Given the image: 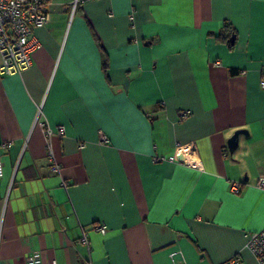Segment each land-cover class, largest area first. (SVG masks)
<instances>
[{"label": "crops", "instance_id": "0c3cea01", "mask_svg": "<svg viewBox=\"0 0 264 264\" xmlns=\"http://www.w3.org/2000/svg\"><path fill=\"white\" fill-rule=\"evenodd\" d=\"M50 10L33 64L0 72V143L12 141L0 149V264L37 250L59 264H259L248 240L264 228V0ZM43 122L66 132L48 137ZM179 145L199 163L154 160Z\"/></svg>", "mask_w": 264, "mask_h": 264}, {"label": "built area", "instance_id": "2783aa9c", "mask_svg": "<svg viewBox=\"0 0 264 264\" xmlns=\"http://www.w3.org/2000/svg\"><path fill=\"white\" fill-rule=\"evenodd\" d=\"M53 0H0V72L2 74H12L21 72L33 64V53L40 45V40L34 32V28L44 26L51 18V3ZM75 3L74 8H76ZM134 11L131 14L132 22L135 21ZM264 86V81H262ZM192 113L191 109H181L179 116L186 119ZM44 131L48 137L55 133L64 134L65 125L50 126L42 123ZM103 141L107 137L103 135ZM12 145V141L0 143V149L7 151ZM49 155L54 159L53 169L61 171V165L57 162L50 142L48 143ZM155 161L184 162L189 165L199 163L196 151L192 148H185L179 145L176 152L171 155H157ZM4 165L0 155V179L4 176ZM64 185L67 183L64 182ZM259 186L264 187V175L259 178ZM232 189L236 192L241 189V182L233 181ZM94 229L102 233L108 232L105 223L95 224ZM81 242L89 243L87 231L80 239ZM248 247L256 256L259 264H264V228L252 233L249 236ZM241 256L235 254L232 257L217 264H241ZM27 264H59L57 259L47 260L42 251H32L27 256Z\"/></svg>", "mask_w": 264, "mask_h": 264}, {"label": "water", "instance_id": "95a60500", "mask_svg": "<svg viewBox=\"0 0 264 264\" xmlns=\"http://www.w3.org/2000/svg\"><path fill=\"white\" fill-rule=\"evenodd\" d=\"M229 41L231 43H234L235 42V35H233ZM242 134H246L248 135L249 134V131L245 128H241V129H237L233 135L228 139V146H229V150L231 151V153H234L235 150L238 148L239 146V139H240V136Z\"/></svg>", "mask_w": 264, "mask_h": 264}, {"label": "trees", "instance_id": "16d2710c", "mask_svg": "<svg viewBox=\"0 0 264 264\" xmlns=\"http://www.w3.org/2000/svg\"><path fill=\"white\" fill-rule=\"evenodd\" d=\"M235 33V29L230 27L229 25H225L223 29L221 30L218 39L221 41L228 43L230 47L233 46V43L229 42V39L232 37V35Z\"/></svg>", "mask_w": 264, "mask_h": 264}]
</instances>
